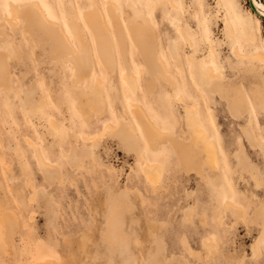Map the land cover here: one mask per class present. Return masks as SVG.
<instances>
[{
	"label": "rangeland",
	"instance_id": "rangeland-1",
	"mask_svg": "<svg viewBox=\"0 0 264 264\" xmlns=\"http://www.w3.org/2000/svg\"><path fill=\"white\" fill-rule=\"evenodd\" d=\"M9 1H38L75 50L69 22L80 23L91 65L76 80L74 66L44 34L31 38L16 23L14 36L0 21L6 68L0 87V264H264V248L256 256L251 251L264 224V104L253 99L255 92L264 99V17L254 0H172L174 6L163 0H0L3 13ZM128 2L145 12L146 25ZM109 4L116 7L117 26ZM92 12L110 29V64L101 61L86 22L84 14ZM248 19L256 44L249 41ZM235 48L248 59L240 61ZM258 50L260 56L251 55ZM146 55L162 65L148 64ZM188 57L220 72L206 93L191 78ZM127 71L134 91L123 77ZM225 87L241 95L240 107L231 108ZM136 107L166 133L150 141L155 150ZM186 109L195 110L215 142L217 169L203 153L195 156V172L181 166L173 142L196 154ZM119 123L122 138L106 130ZM251 132L255 141L247 137ZM139 152L146 158L141 162ZM38 156L50 168H41ZM144 160L160 169L156 181L143 174Z\"/></svg>",
	"mask_w": 264,
	"mask_h": 264
},
{
	"label": "bare ground",
	"instance_id": "bare-ground-1",
	"mask_svg": "<svg viewBox=\"0 0 264 264\" xmlns=\"http://www.w3.org/2000/svg\"><path fill=\"white\" fill-rule=\"evenodd\" d=\"M89 1L91 3L95 4V0H89ZM163 1L168 2L172 6H174L172 0H163ZM158 6H160V5H158ZM252 6L256 10L257 13H259L260 15H262L264 17V5L262 3H259L258 1L254 0L252 2ZM128 7L131 8L133 16L135 18H139V19L143 20L144 24L147 22L146 15H145V12L143 10H140L138 7L132 5L129 2H128ZM94 9H96V8H94ZM98 10L99 9H97V11ZM43 11L44 10L41 9L38 1H23V2L9 1L6 3V12L5 13H3L2 10L0 9V21L3 22L4 24H7L9 27H11V32L13 33L14 36H15V34L17 35V33L19 34L18 29L20 27H21V32H23L24 34H27L29 37L34 38V39L36 36L35 32L38 31V32H41L42 34H44L48 39H50L52 41V44H53L52 48L57 49V50L55 49L56 51L54 49L51 50V46H50V50L53 52L55 51L56 54L60 53L59 54L60 56L64 55L68 59V61L71 63V65L74 66V68H75V77L74 78L76 80L81 79L82 72L84 70H88L90 68L91 60H90V57L88 55L87 47H85V45L82 42V39H83L82 36L83 35H82V29L80 27L81 25H79L80 23L78 24L75 21L69 22V29H70L72 35L75 37V39L77 41L76 43L78 44V50H75V48L72 46L69 39H67L68 37H65V35L61 32L60 28H59V30H58V28H56V25H57L56 22L47 21V18H46L45 13ZM107 12H108V16L111 17L115 26H117V18H116L117 16L115 15L116 14V7L113 4H109L108 8H107ZM100 13H101V11H100ZM100 13L99 12H95V13L92 12V13H87L84 15H85L86 22H87L89 28L92 30V32L95 36V42H96V46H97L101 61L105 64H110L111 63V58L109 55V38H110L109 30L110 29H108V27L105 25V19H104L103 15ZM70 14H71V12H70ZM70 14H68V15H70ZM72 14H73V12H72ZM145 20H146V22H145ZM68 21H69V18H68ZM16 23H19L20 25L19 24L18 25L20 27L15 30V27H18V25L16 26ZM246 26L249 30V41H250V43L256 44L257 32H256V29L254 28L253 23L250 19H248L246 21ZM225 27L229 28V30H230V25L227 22V20H225ZM119 30H116L115 34H116V37L118 39H121L122 38L121 37V31H119ZM62 31H63V28H62ZM130 31H131V34L133 33L137 37H138V35L143 34L142 33L143 30H139L138 28L137 29L131 28ZM0 34L3 35L2 32ZM180 34L183 37V40H185V42H188V43L191 42V40L189 39V37L187 36V34L184 30H181ZM46 37H45V39L44 38H42V39L45 41ZM136 40L137 39H134L135 42H136ZM137 41L140 42V40H137ZM119 42H120V45H122V39ZM40 43H41V41H40ZM136 44L141 51H143L145 48H147V47H144V45H140L138 43H136ZM123 49H124V47H123ZM259 50L254 52V53H251V55L256 56V57L260 56L261 54H260ZM172 51L170 53L172 54L173 58H175L174 51H177V49H176V47H173V45H172ZM209 51H210V54L213 56L214 61H215L216 57H215V53H214L212 45L210 46ZM144 52H145V50H144ZM233 53L240 61L244 57H247V59H248L249 54L247 55L245 53H242L237 48L234 49ZM146 57H145L146 62L148 64L152 63L155 66L162 65V61H161L162 59L155 57V56L148 57V55H146ZM0 58H1V55H0ZM1 59H0V87H2L4 85V82H5L4 74H5V70H6L5 65L2 63ZM187 59H188V63H189V73L191 75V78L204 90V92H205L206 88H208V87L214 85L215 83H217L218 81H220V79H221V77L219 76L220 72L213 70V68L209 65V62H207L204 66H202L200 64V62L196 59H192L189 57ZM253 59H255V58H253ZM143 61H144V59H143ZM156 74H158V73H156ZM132 75L127 71L126 74L123 75V77H124L125 81L129 84V86L132 88V89L130 88L131 91L132 90L134 91V90H136V81ZM223 93H224V96L228 99V101H230L229 98H231L232 107H231V105H230V107L233 110L236 107H240L242 105L241 103L243 101H241L239 99L240 94H237V91H235V88L230 90L227 87H225ZM242 98H244V97H242ZM253 99L257 100L259 105L264 104V101H263L264 99H262V96L259 95V92L253 93ZM180 100H182V99H180ZM242 100H244V99H242ZM22 101H24V100H22ZM244 101L247 103V99H245ZM22 103H23L22 104L23 106L26 105L24 102H22ZM136 109H137L136 115L139 118L138 121H140V124H141L142 128L144 129L145 135H147L149 142L152 140V138L160 139V138H163L166 136V133L165 134L161 133L152 124V122H150L148 120L149 118L145 117L146 114H144L145 112H143L141 107L140 108L136 107ZM196 113H197V109H196ZM195 115H196L195 110L186 109V111H185L186 126L188 129V132L189 131L191 132V134H188V135L190 136L189 139L191 142V148H193L192 150H195L196 154H194L189 149L188 146L182 145L181 143H183V142H181V143L173 142V145H174L175 149L177 150L178 156L180 158L179 161H181V163H182L181 166L183 165L185 167V169L188 168L189 170H191V172H195L197 169H196V164L194 162H197L199 164V160H200V159L197 160V158L195 156H198L199 158H201V155L203 153L204 157H205V163L210 168L217 169L219 166V161H218V158H217L216 153H215L216 151L214 150L215 148L213 146L215 142L207 139L206 132L198 124V122L195 118L196 117ZM121 126H124V125H122V123H119L116 126L108 125L106 127V130H108V129L112 130L118 136H121V138H122L123 134L119 133ZM52 127H53L52 129H54V131L58 133V131H57L58 129L54 124H52ZM130 130H131V132H134L133 128H131V127H130ZM101 133H103V132H101ZM149 136H150V138H149ZM130 137H132V134ZM247 137L254 139L252 132L247 133ZM257 137H258V135H257ZM94 139H96V137L93 138L91 141H94ZM148 141H147V143H148ZM254 141H255V139H254ZM131 142H129V143H131ZM179 142H180V140H179ZM188 142H189V140H188ZM153 143H155V142H153V141L150 142L152 149L155 150V144H153ZM157 144H159V143H157ZM139 154H140V159H139L140 162L143 161V159H146V158H144V154L141 155L140 152H139ZM235 155H238V154H235ZM136 159H137V157H136ZM245 160H246V158H245ZM38 161H39L41 168L44 169V168L49 167V165L47 163H45L39 156H38ZM144 162L146 163L145 160H144ZM159 170L160 169L159 168L157 169V166L146 163L143 167V172H144L143 174H145L148 178L150 177L153 181H156L158 179L159 174H160V172L158 174ZM227 204L232 206L231 210L235 214H237V212L240 211V209L237 211L236 209L238 208V206L232 205L231 202H227ZM263 209H264V206H263ZM243 219H244V217H243ZM260 246H262L264 248V224L262 225V230H261L260 236L258 237L257 241L254 242V244L251 247V249H252L251 251L253 252L254 256L257 255V252L259 251ZM45 264H51V263L45 262Z\"/></svg>",
	"mask_w": 264,
	"mask_h": 264
},
{
	"label": "water",
	"instance_id": "water-1",
	"mask_svg": "<svg viewBox=\"0 0 264 264\" xmlns=\"http://www.w3.org/2000/svg\"><path fill=\"white\" fill-rule=\"evenodd\" d=\"M260 17V16H259ZM260 18H262V17H260ZM262 19H264V18H262Z\"/></svg>",
	"mask_w": 264,
	"mask_h": 264
},
{
	"label": "crops",
	"instance_id": "crops-1",
	"mask_svg": "<svg viewBox=\"0 0 264 264\" xmlns=\"http://www.w3.org/2000/svg\"><path fill=\"white\" fill-rule=\"evenodd\" d=\"M223 95H224V93H223Z\"/></svg>",
	"mask_w": 264,
	"mask_h": 264
}]
</instances>
